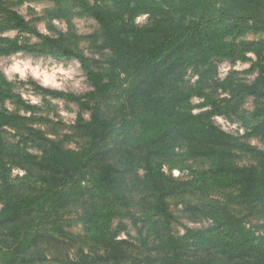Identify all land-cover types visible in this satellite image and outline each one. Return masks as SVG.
Wrapping results in <instances>:
<instances>
[{
	"label": "trees",
	"instance_id": "1",
	"mask_svg": "<svg viewBox=\"0 0 264 264\" xmlns=\"http://www.w3.org/2000/svg\"><path fill=\"white\" fill-rule=\"evenodd\" d=\"M46 1L74 2L97 21L105 46L111 52L106 69L95 71L90 59L69 44L70 33L58 31L56 37L41 33L6 0H0V15L5 20L0 24V32L19 30L42 40V44L32 46L18 37L0 36V55L29 52L51 54L58 59L74 58L94 87L88 94L93 98L105 97L117 90L120 81L126 78L125 101L118 113L121 125L115 128L113 119L106 118L99 102L89 106L82 96L46 88L32 81L34 88L41 92L78 102L82 108L90 109V120L85 121L80 115L78 121L88 143L79 150L67 149L62 142L39 134L38 138L45 143L42 156L26 153L29 166H22L28 174L39 175L41 187L34 195L17 196L10 180L7 156L21 154L13 153L15 148L8 146L5 135L7 128H20L24 119L8 110H0V245L8 242L2 239L5 231L11 230L19 239L21 228H25L24 236L28 238L30 230L27 229H31L37 220H49L53 215H59L85 192L94 198L81 215L85 231L93 241H107L118 217L134 216L130 212L132 201L128 195V171L124 166L130 165L136 155L144 170L143 178L138 180L151 198L152 215L166 226L177 222L168 198L176 189L187 188L189 184L204 192L237 187L238 199L242 202L264 204V150L217 127L206 119L205 112L194 114L189 106L192 98L208 99L209 96L201 86L203 74L196 86L186 82L189 68H206L214 58L234 59L237 55L247 58L245 51L238 50L229 39L250 32L264 33V0ZM141 15L149 17L146 24L137 23L136 19ZM263 51L264 47L254 49L260 62L264 60ZM261 70L260 78L253 83L233 82L230 90L236 101L246 96L254 97L260 105L252 116L264 120V66ZM11 99L26 109L32 108L15 92V85L0 70V104ZM129 107L131 110L126 112ZM231 109L238 114L235 106L225 107V110ZM255 130L264 134L260 127ZM113 137L119 162L104 163L99 169L90 171L92 163L105 158L109 140ZM182 140L186 142L187 151L179 158L181 154L172 149L178 146L175 142ZM232 148L253 156L257 165L240 166ZM190 157L207 160L210 168L191 170L192 182L172 187L161 161L172 158L182 164ZM177 166L172 164L173 168ZM86 182L91 184L90 187L83 185ZM207 208L194 209L211 217L214 226L199 230L186 228L185 234L179 237L166 234L158 245L164 257L148 264H264V234L257 235L247 227L244 217L230 211L225 204L212 203ZM123 209L127 210L126 214ZM144 221L149 230L150 225L153 228L151 219ZM142 241L146 245V237H142ZM192 251L205 255L191 259L187 253ZM2 259L5 264L13 262L12 254L8 256L0 246ZM120 262L116 254V264ZM23 264L35 262L23 259Z\"/></svg>",
	"mask_w": 264,
	"mask_h": 264
},
{
	"label": "rangeland",
	"instance_id": "2",
	"mask_svg": "<svg viewBox=\"0 0 264 264\" xmlns=\"http://www.w3.org/2000/svg\"><path fill=\"white\" fill-rule=\"evenodd\" d=\"M6 1L41 33L51 37H56L58 31L70 33L69 44L90 59L93 69L98 72L106 69L111 52L105 46L101 28L97 21L76 3L46 0ZM148 19L147 15H141L136 20L138 24H146ZM4 21V17L0 15V24L2 25ZM0 36L12 39L18 37L23 43L32 46L42 44V40L19 30L0 32ZM229 40L238 50L245 51L247 58L243 59L240 55L234 59L214 58L211 65L206 68H189L186 75L187 85L196 86L203 74L201 86L204 93L209 96L208 99L194 96L189 106L194 114L205 112L206 119L217 127L243 142L264 150V134L255 130L256 127L264 129V120L252 116L260 105L259 102L251 96L236 101L230 90L233 82L253 83L260 78L264 60L260 62L254 49L264 47V33L250 32L243 37H232ZM248 44L253 46L249 47ZM0 70L15 85V92L32 106L31 109H26L15 99L0 104V110H8L24 119L20 128H7L5 135L8 146L15 148L13 153L21 154L7 156L11 168L10 180L17 196L34 195L41 187L39 175L28 174L22 166H29L26 162L28 159L26 153L42 156L45 143L38 138L39 134L62 142L67 149L79 150L88 143V138L78 127V121L80 115L85 121H89L90 109L82 108L78 102L41 92L34 88L32 81L46 88L82 96L89 106L99 102L106 118L113 119L115 128L121 125V116L118 113L125 101L124 90L128 87L126 78L120 81L117 90L105 97L93 98L88 94L94 91V87L82 65L74 58L58 59L51 54L18 52L0 55ZM229 104L236 107L238 114L232 109L225 110ZM130 110V107L125 109L126 112ZM114 140V137L109 140L105 158L92 163L90 171L99 169L104 163L119 162V155L115 156L114 152L116 149ZM118 140L123 141L121 138ZM182 141L175 142L178 146L172 149L181 154L179 158L187 151L184 145L186 142ZM127 147L130 148L128 145ZM232 152L240 166L257 165L256 159L242 150L232 148ZM161 162L171 179L172 187L192 182L194 175L191 170L201 171L210 168L207 160L196 157L186 158L182 164L172 158ZM172 164L179 167L173 168ZM124 168L128 171V195L132 201L130 212L134 216L118 217L113 223L107 241H93L85 231L81 215L84 208L94 202L91 194L85 192L83 197L69 203L59 215L55 214L49 220H37L31 229H27L30 230L28 238L24 236L25 228H21L19 239L12 235L11 230L5 231L2 239H7L8 242L0 246L8 256L12 254V264H23V259H32L35 264H116V254L120 257L121 264H148L154 260L158 261L164 257L158 245L160 238L166 234L179 237L185 234L186 228L199 230L215 225L211 217L203 215L199 210H207V206L212 203L225 204L230 211L244 217L247 227L252 228L257 235L264 234V204L242 202L238 199L237 187L204 192L189 184L187 188L176 189L168 198V203L177 222L166 226L161 219L152 215L151 198L138 180L139 177L143 178L144 170L137 155L131 159V164ZM88 183L83 185L90 187L91 184ZM195 207L199 209H194ZM122 212L126 214L127 210L123 209ZM149 215L152 217L149 218ZM145 218L152 221L153 228L150 225L151 221L149 222L150 230L145 224ZM142 237H146V245ZM204 255L193 251L187 253L191 259H199ZM0 264H5V261L0 260Z\"/></svg>",
	"mask_w": 264,
	"mask_h": 264
}]
</instances>
